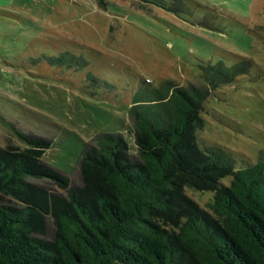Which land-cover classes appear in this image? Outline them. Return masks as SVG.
I'll return each mask as SVG.
<instances>
[{"label":"trees","instance_id":"16d2710c","mask_svg":"<svg viewBox=\"0 0 264 264\" xmlns=\"http://www.w3.org/2000/svg\"><path fill=\"white\" fill-rule=\"evenodd\" d=\"M135 1L175 15L201 9ZM249 62H200V86L160 80L127 109L135 151L120 131L94 135L77 183L41 161L48 139L13 128L23 147L0 146V264H264V162L196 136L211 90ZM186 188L211 192L210 201L199 206Z\"/></svg>","mask_w":264,"mask_h":264},{"label":"rangeland","instance_id":"374dc122","mask_svg":"<svg viewBox=\"0 0 264 264\" xmlns=\"http://www.w3.org/2000/svg\"><path fill=\"white\" fill-rule=\"evenodd\" d=\"M187 1L201 9L175 15L135 0H0V146L23 147L13 128L45 137L41 161L77 183L82 144L94 135L120 131L135 151L126 115L133 99L162 79L203 85L200 62L248 58V73L202 103L196 136L244 163L264 162V0ZM185 193L203 208L211 198Z\"/></svg>","mask_w":264,"mask_h":264}]
</instances>
